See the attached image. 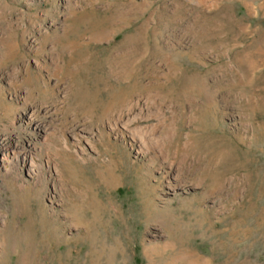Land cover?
<instances>
[{
	"label": "rangeland",
	"instance_id": "374dc122",
	"mask_svg": "<svg viewBox=\"0 0 264 264\" xmlns=\"http://www.w3.org/2000/svg\"><path fill=\"white\" fill-rule=\"evenodd\" d=\"M4 145L0 264H264V0H0Z\"/></svg>",
	"mask_w": 264,
	"mask_h": 264
},
{
	"label": "bare ground",
	"instance_id": "6f19581e",
	"mask_svg": "<svg viewBox=\"0 0 264 264\" xmlns=\"http://www.w3.org/2000/svg\"><path fill=\"white\" fill-rule=\"evenodd\" d=\"M28 156H30V150L29 149L28 150L25 149V148L18 149L17 147H14L12 145L11 146H5V145L4 146H0V163L7 164V167L5 168V170H6L5 172H7L8 174L12 172V167H13L12 166V160H15L16 158L19 157L20 162L21 161L24 162L25 159L28 158ZM31 166H33V163L31 164ZM31 172H32V170H31ZM0 218H1V216H0ZM7 220L8 221H5L4 219L3 220L1 219L0 224L3 225V227H4L3 229H7L10 226L11 219H7Z\"/></svg>",
	"mask_w": 264,
	"mask_h": 264
}]
</instances>
